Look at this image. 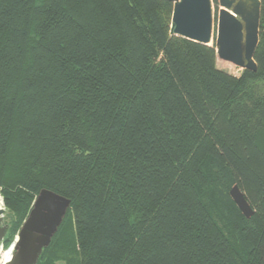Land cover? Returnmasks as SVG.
Segmentation results:
<instances>
[{
	"label": "trees",
	"instance_id": "16d2710c",
	"mask_svg": "<svg viewBox=\"0 0 264 264\" xmlns=\"http://www.w3.org/2000/svg\"><path fill=\"white\" fill-rule=\"evenodd\" d=\"M173 9L0 0L5 245L48 188L71 206L37 264H264V0L240 75Z\"/></svg>",
	"mask_w": 264,
	"mask_h": 264
},
{
	"label": "water",
	"instance_id": "95a60500",
	"mask_svg": "<svg viewBox=\"0 0 264 264\" xmlns=\"http://www.w3.org/2000/svg\"><path fill=\"white\" fill-rule=\"evenodd\" d=\"M168 1L174 4L171 35L209 45L213 41L220 59L230 61L242 69L257 70L254 56L259 43L262 0H218L216 16L212 0ZM230 194L244 215L251 217L253 209L237 184L231 188ZM70 205V198L48 188L41 189L18 231L13 255L6 264H37ZM3 213L1 209L0 241L8 229L1 216Z\"/></svg>",
	"mask_w": 264,
	"mask_h": 264
},
{
	"label": "rangeland",
	"instance_id": "374dc122",
	"mask_svg": "<svg viewBox=\"0 0 264 264\" xmlns=\"http://www.w3.org/2000/svg\"><path fill=\"white\" fill-rule=\"evenodd\" d=\"M217 1V2H216ZM212 0V3H213V7H214V11H215V16L217 15V11H218V0ZM216 35V27L214 28V36ZM212 44H213V41L211 42ZM224 60L223 59H218V66L221 68V69H224V70H226V71H228V72H231V73H233V74H235V75H240L241 74V72H242V68L240 67V66H234L231 62H226V63H228V65H229V68H227L226 67V65H225V62H223ZM0 206H1V208L4 210V213L3 214H1V216L3 217V219H4V221H5V223L4 224H6V225H8V216H7V213H8V208H7V206H6V203H5V200H4V196H3V194L0 192ZM71 206V205H70ZM18 234V233H17ZM17 236V235H16ZM3 239H5V237L3 238ZM2 239V240H3ZM4 242V241H3ZM4 244H5V242H4Z\"/></svg>",
	"mask_w": 264,
	"mask_h": 264
},
{
	"label": "built area",
	"instance_id": "2783aa9c",
	"mask_svg": "<svg viewBox=\"0 0 264 264\" xmlns=\"http://www.w3.org/2000/svg\"><path fill=\"white\" fill-rule=\"evenodd\" d=\"M1 209L0 206V210ZM3 241L4 239L0 241V264H6V262L11 259L14 252L16 237L8 246L5 245ZM8 253L10 254L9 259H7Z\"/></svg>",
	"mask_w": 264,
	"mask_h": 264
},
{
	"label": "bare ground",
	"instance_id": "6f19581e",
	"mask_svg": "<svg viewBox=\"0 0 264 264\" xmlns=\"http://www.w3.org/2000/svg\"><path fill=\"white\" fill-rule=\"evenodd\" d=\"M212 42V41H211ZM225 62H230V61H226V60H224ZM232 63V62H231ZM234 66H238V65H236V64H234V63H232ZM9 257H10V254L8 253V258L7 259H9Z\"/></svg>",
	"mask_w": 264,
	"mask_h": 264
},
{
	"label": "flooded vegetation",
	"instance_id": "af4514ba",
	"mask_svg": "<svg viewBox=\"0 0 264 264\" xmlns=\"http://www.w3.org/2000/svg\"><path fill=\"white\" fill-rule=\"evenodd\" d=\"M8 226V225H7ZM8 230V229H7ZM6 234H7V231H6Z\"/></svg>",
	"mask_w": 264,
	"mask_h": 264
}]
</instances>
